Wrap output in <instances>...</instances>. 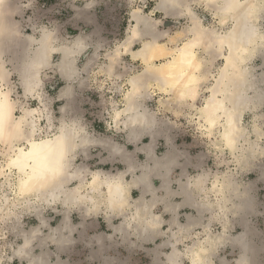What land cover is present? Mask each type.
Listing matches in <instances>:
<instances>
[{
	"label": "clouds",
	"instance_id": "1",
	"mask_svg": "<svg viewBox=\"0 0 264 264\" xmlns=\"http://www.w3.org/2000/svg\"><path fill=\"white\" fill-rule=\"evenodd\" d=\"M0 264H264V0H0Z\"/></svg>",
	"mask_w": 264,
	"mask_h": 264
}]
</instances>
